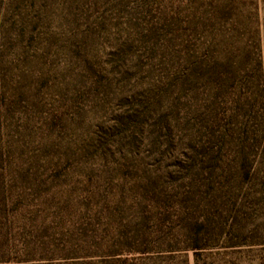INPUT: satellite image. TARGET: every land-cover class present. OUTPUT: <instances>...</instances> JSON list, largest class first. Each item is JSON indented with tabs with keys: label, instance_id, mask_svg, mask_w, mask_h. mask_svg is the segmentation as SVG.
<instances>
[{
	"label": "rangeland",
	"instance_id": "obj_1",
	"mask_svg": "<svg viewBox=\"0 0 264 264\" xmlns=\"http://www.w3.org/2000/svg\"><path fill=\"white\" fill-rule=\"evenodd\" d=\"M244 47L264 73V0H0V259L264 264V191L251 184H231L225 199L243 220L198 261L165 250L194 139L214 115L191 61L239 60ZM245 84L226 81L218 113L240 114L258 149L262 98L256 79ZM155 213L170 215L162 229L149 221L131 244Z\"/></svg>",
	"mask_w": 264,
	"mask_h": 264
},
{
	"label": "trees",
	"instance_id": "obj_2",
	"mask_svg": "<svg viewBox=\"0 0 264 264\" xmlns=\"http://www.w3.org/2000/svg\"><path fill=\"white\" fill-rule=\"evenodd\" d=\"M225 10L233 12L238 8L231 6L229 9L225 7ZM258 49L260 50V47ZM238 59L229 54L223 59L203 55L191 61L190 77L194 79L197 86H209L214 91L213 103L208 106L214 115L211 125L208 127L206 124L205 129H202L203 132L194 139L195 142L192 145L194 153L190 158V164L185 167L186 176L182 178L179 193L176 194L178 210H176L177 214L176 212L174 214L175 217L177 216L179 228L174 239L177 241L168 243L165 250L193 252L197 261L205 250L216 246L213 240L216 238L215 242H219L223 237L226 224L235 227L239 221L243 220L242 218L238 221L237 215H232L233 209L229 207L231 200L225 199V196L229 192L234 193L236 187L238 190L239 187L243 190L247 184L253 187L260 186L261 191H264V170L262 169L264 145L260 144L258 149L255 148L248 129L242 130L240 127V114L234 116V121H224L218 113L222 106L220 100L228 92L225 87L228 80H240L247 85L249 80L256 79L258 83L256 88L260 90L264 110V73L260 52L258 57L254 58L253 52L244 47ZM239 90L241 91V88ZM245 94L246 92L240 94L235 101L239 105V110H244L246 106L242 96ZM262 136H264V123ZM229 149H231L230 154ZM234 182L236 187L231 185ZM163 215L167 213H155L143 218L142 226L132 231L131 244L144 233H148L144 227L149 221H153L155 233L160 231L161 223L164 222L163 218L168 220L170 216L161 218ZM243 244L245 243L242 241L231 239L226 248ZM129 250L130 252L142 251L134 246H131ZM143 250L142 252H145L149 249ZM0 264H12V262L0 259Z\"/></svg>",
	"mask_w": 264,
	"mask_h": 264
}]
</instances>
